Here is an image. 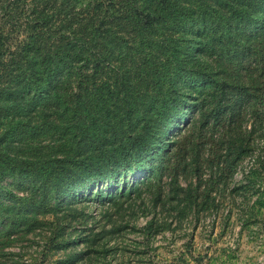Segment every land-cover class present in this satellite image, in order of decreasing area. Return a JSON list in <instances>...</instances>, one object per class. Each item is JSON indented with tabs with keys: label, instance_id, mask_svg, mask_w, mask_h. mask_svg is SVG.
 Here are the masks:
<instances>
[{
	"label": "rangeland",
	"instance_id": "1",
	"mask_svg": "<svg viewBox=\"0 0 264 264\" xmlns=\"http://www.w3.org/2000/svg\"><path fill=\"white\" fill-rule=\"evenodd\" d=\"M97 1L0 0V62L22 55L21 46L41 54L87 33ZM248 44L240 61L210 52L184 60L242 90L243 99L218 118L209 115V96L197 109L183 105L149 151L103 176H82L55 201L5 176L3 190L44 200L30 215L0 222V264H264V30ZM137 47H113V64L134 69L142 52L154 61ZM1 73L0 88L9 87L14 65ZM143 82L136 89L157 97ZM6 102L1 152L36 160L72 154L57 101L30 111Z\"/></svg>",
	"mask_w": 264,
	"mask_h": 264
},
{
	"label": "trees",
	"instance_id": "2",
	"mask_svg": "<svg viewBox=\"0 0 264 264\" xmlns=\"http://www.w3.org/2000/svg\"><path fill=\"white\" fill-rule=\"evenodd\" d=\"M104 1L93 6L87 33L80 29V36L61 38V47L49 46L41 54L21 46L23 54L18 52L13 62H0V76L14 65L9 87L0 88L7 108L15 103L30 111L47 100L57 101L66 115L64 134L73 143L72 154L41 160L0 151V198L8 200L2 206L0 201V211H6V216L0 212V222L28 216L44 200L3 190L5 176H13L8 183L18 187L26 180L30 193L40 189L55 201L82 176H103L149 151L183 105L197 109L209 96V115L218 118L244 97L241 89L231 90L209 69L185 66L184 60L195 52L244 59L241 47L247 50L264 30V0ZM132 44L151 52L154 61L148 62L142 52L134 69L113 64L117 58L112 48ZM143 80L149 89L156 88L157 97H144L136 89Z\"/></svg>",
	"mask_w": 264,
	"mask_h": 264
}]
</instances>
